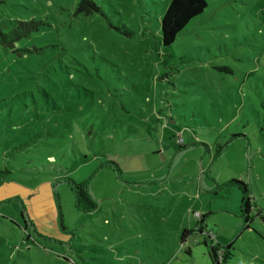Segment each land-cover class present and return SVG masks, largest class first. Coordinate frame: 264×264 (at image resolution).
<instances>
[{
	"label": "rangeland",
	"instance_id": "1",
	"mask_svg": "<svg viewBox=\"0 0 264 264\" xmlns=\"http://www.w3.org/2000/svg\"><path fill=\"white\" fill-rule=\"evenodd\" d=\"M90 2L0 0V31L39 24L0 43V264H264L231 182L264 210V0H206L169 46V0Z\"/></svg>",
	"mask_w": 264,
	"mask_h": 264
},
{
	"label": "trees",
	"instance_id": "2",
	"mask_svg": "<svg viewBox=\"0 0 264 264\" xmlns=\"http://www.w3.org/2000/svg\"><path fill=\"white\" fill-rule=\"evenodd\" d=\"M206 0H169L166 8L160 18V36L163 46L171 45L179 32L187 25V23L195 16L199 15L206 8ZM97 11L98 7L95 3L90 2V5L86 3V0H79L76 7V12H83L89 14L92 11ZM38 22L33 21H19L17 26L11 27L8 31H0V43L3 47L15 49L20 52H29L28 49L15 48V42L19 41L22 37L28 36L31 32L38 30ZM225 73H231V69L228 67L219 68ZM117 169L116 164H113ZM10 170L7 168H0V183L5 180ZM69 189L72 191L75 201V207L83 212H92L98 207L97 201L91 196L88 191V182L83 181L77 183L69 177H64ZM232 184H235L240 191V203L238 215L243 219L244 228L253 221L254 216H258L263 224V239H264V210L260 211L255 208V204L252 202L250 192L247 185L242 180H232ZM256 213L254 214V212ZM205 215H202L199 219V223L203 222ZM198 223V224H199ZM63 227V226H62ZM201 227V226H200ZM198 226V230L200 229ZM185 232V231H184ZM231 243L224 248H229ZM223 248L220 245H211L208 252L211 264H227L224 259L218 258L217 249Z\"/></svg>",
	"mask_w": 264,
	"mask_h": 264
},
{
	"label": "built area",
	"instance_id": "3",
	"mask_svg": "<svg viewBox=\"0 0 264 264\" xmlns=\"http://www.w3.org/2000/svg\"><path fill=\"white\" fill-rule=\"evenodd\" d=\"M193 217L196 218V219L197 218L200 219L201 218V214L199 212H193ZM211 238L214 239L215 236L211 235Z\"/></svg>",
	"mask_w": 264,
	"mask_h": 264
},
{
	"label": "crops",
	"instance_id": "4",
	"mask_svg": "<svg viewBox=\"0 0 264 264\" xmlns=\"http://www.w3.org/2000/svg\"><path fill=\"white\" fill-rule=\"evenodd\" d=\"M253 202V201H252ZM254 203V202H253ZM255 204V203H254ZM255 208H258V206L255 204ZM197 222V221H196ZM202 224V223H201ZM201 224L199 223H197V225H195V227H194V229H193V231H198V226L200 227L201 226ZM199 232V231H198Z\"/></svg>",
	"mask_w": 264,
	"mask_h": 264
}]
</instances>
